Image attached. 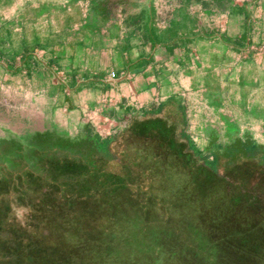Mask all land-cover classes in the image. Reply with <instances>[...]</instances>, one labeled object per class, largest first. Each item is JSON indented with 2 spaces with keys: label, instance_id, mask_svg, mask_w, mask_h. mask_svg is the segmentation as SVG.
Wrapping results in <instances>:
<instances>
[{
  "label": "crops",
  "instance_id": "obj_1",
  "mask_svg": "<svg viewBox=\"0 0 264 264\" xmlns=\"http://www.w3.org/2000/svg\"><path fill=\"white\" fill-rule=\"evenodd\" d=\"M120 120L170 148H264V0H0V145Z\"/></svg>",
  "mask_w": 264,
  "mask_h": 264
},
{
  "label": "rangeland",
  "instance_id": "obj_2",
  "mask_svg": "<svg viewBox=\"0 0 264 264\" xmlns=\"http://www.w3.org/2000/svg\"><path fill=\"white\" fill-rule=\"evenodd\" d=\"M86 141L0 145V199L10 200L0 202V264H264L251 252L263 226L244 205L254 193L249 160L153 141L133 152L124 132L100 152L101 178L95 161L77 179V162L48 166L31 155L80 156ZM18 154L36 167L32 183L31 173L17 175Z\"/></svg>",
  "mask_w": 264,
  "mask_h": 264
},
{
  "label": "trees",
  "instance_id": "obj_3",
  "mask_svg": "<svg viewBox=\"0 0 264 264\" xmlns=\"http://www.w3.org/2000/svg\"><path fill=\"white\" fill-rule=\"evenodd\" d=\"M131 121L130 123H124L123 121L120 120V124H122L121 128L117 130L118 133H125L127 137V142L124 143L125 147L130 148L129 151H136V148L139 150H142L150 141L155 142V144L158 146L159 139H150L149 138V129L146 128L145 130L141 131H135L131 127ZM143 131H145L144 135H142ZM116 132V133H117ZM141 133V134H140ZM111 142V138L104 139L102 140L99 136L96 134H91L89 133L87 141H86V147L87 149L84 151V153L80 154V156H75V154H63L61 156H58L55 154V152H52L49 155H46L44 153L36 152L35 154H31L32 157L37 160V161H47L46 165H54L56 161L59 159H67L69 161H75L77 162L78 169L74 171V176L75 178L79 179L80 176L82 177L83 175L88 174L91 172V164L92 161H95V163L99 164V174L100 178L103 176V173L107 170V164H105V159L100 155V152H103L108 145ZM68 146H76L75 144H69ZM191 150L194 151L195 153L197 152L191 145H189ZM77 151V148H75ZM127 151V150H125ZM132 152V156L134 153ZM258 153V155H253L254 153ZM34 153V152H33ZM198 153V152H197ZM123 154V153H122ZM200 154V153H198ZM19 154L16 155V162L19 159ZM221 156L226 157V158H231L233 157L234 159L237 157L240 158L241 160H249L250 163H252V168H246L245 170L251 171V178L253 179V182L251 184V188L253 189L254 193L247 198L245 197V204L247 207V211L251 213L253 223L254 225H261L263 226V230H260L261 228H256L254 229V232L256 234V237L259 236L260 232L263 231L262 233L264 234V148L261 147L260 145L257 144H252V143H246V142H236L230 146H227L223 149L221 152ZM245 157H248L247 159H244ZM259 159V160H257ZM120 160H122L120 158ZM21 166L20 168L16 171L18 176H21L22 170H24L27 173L32 174V170H34V166L29 165L27 162L21 160ZM61 172L66 170V169H59ZM105 170V171H104ZM213 170V169H212ZM57 171V169H56ZM103 171V172H102ZM115 172V171H113ZM112 172V173H113ZM101 174V175H100ZM227 178L230 179V176H227ZM28 182L33 181V174H32V179L30 178L27 180ZM93 181V180H92ZM233 181V179H232ZM94 182V181H93ZM228 190V189H227ZM257 231V232H256ZM259 243V244H258ZM251 252L253 256H261L260 254H263L264 256V235L260 238L259 240L252 245ZM258 253H260L258 255Z\"/></svg>",
  "mask_w": 264,
  "mask_h": 264
},
{
  "label": "bare ground",
  "instance_id": "obj_4",
  "mask_svg": "<svg viewBox=\"0 0 264 264\" xmlns=\"http://www.w3.org/2000/svg\"><path fill=\"white\" fill-rule=\"evenodd\" d=\"M113 131V126L112 123L108 125L107 129H106V136L109 135L111 132ZM98 134L100 136H104L103 132H98Z\"/></svg>",
  "mask_w": 264,
  "mask_h": 264
}]
</instances>
